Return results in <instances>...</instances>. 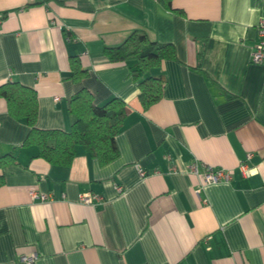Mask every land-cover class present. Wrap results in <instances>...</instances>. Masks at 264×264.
I'll return each instance as SVG.
<instances>
[{
  "label": "crops",
  "instance_id": "crops-1",
  "mask_svg": "<svg viewBox=\"0 0 264 264\" xmlns=\"http://www.w3.org/2000/svg\"><path fill=\"white\" fill-rule=\"evenodd\" d=\"M261 19L264 0H0V85L34 90L37 128L69 131L80 89L125 103L115 159L77 145L60 166L23 145L30 128L0 97V156H12L0 159V264H264V62H250ZM136 30L175 50L149 71L164 84L146 110L135 61L103 52ZM193 162L234 174L200 186ZM84 192L103 199L82 204Z\"/></svg>",
  "mask_w": 264,
  "mask_h": 264
},
{
  "label": "trees",
  "instance_id": "trees-1",
  "mask_svg": "<svg viewBox=\"0 0 264 264\" xmlns=\"http://www.w3.org/2000/svg\"><path fill=\"white\" fill-rule=\"evenodd\" d=\"M171 9V0H159ZM105 56L111 62L134 60L129 73L138 85V100L143 110L148 109L161 98L164 79L161 75L149 74L150 69L158 67L165 59L175 57L171 43H161L150 39L142 30L131 32L116 46L105 47ZM71 79L79 80L84 75L77 59L70 62ZM0 97L7 102L9 113L22 118L30 130L23 145L38 147V157L53 165L68 166L75 154V147L81 145L100 165L115 159L118 155L115 137L122 127L125 117V103L112 97L102 105L93 102L92 94L80 89L71 96L69 112L75 120L69 131L58 129H39L35 126L37 99L33 89L8 81L0 85ZM52 141V143L50 142ZM11 155L0 156L7 158Z\"/></svg>",
  "mask_w": 264,
  "mask_h": 264
},
{
  "label": "built area",
  "instance_id": "built-area-1",
  "mask_svg": "<svg viewBox=\"0 0 264 264\" xmlns=\"http://www.w3.org/2000/svg\"><path fill=\"white\" fill-rule=\"evenodd\" d=\"M257 32L259 37L252 48L250 54V62L255 64H260L264 62V19H261L258 22ZM56 99L57 98H55V100ZM249 158H250V154H247L245 160H248ZM188 170L189 172L198 175L200 177L201 179L200 186L207 184H215L220 182L228 183L231 181L232 176L234 174V170L232 169L214 168L211 166H206L204 168V171L199 174L197 162L191 163V165L188 166ZM237 170L243 177H247V178L256 173L255 168L248 167L245 163H241L237 167ZM137 171L139 176H144L146 174V172L143 171L142 169H137ZM199 188L197 190H199ZM116 190L118 192H121L122 187L117 186ZM30 196L32 199H38L40 201H47L51 199L49 195L38 194L34 191H30ZM102 199L103 198L98 194H94L91 192H84L79 196V202L86 205H93L97 202H101ZM33 260H34V256L31 257L23 256L20 258V262L22 264H32Z\"/></svg>",
  "mask_w": 264,
  "mask_h": 264
}]
</instances>
